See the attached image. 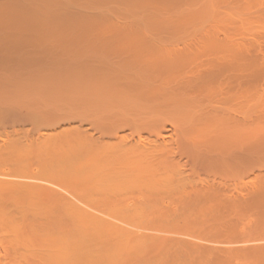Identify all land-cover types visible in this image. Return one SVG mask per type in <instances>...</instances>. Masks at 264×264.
<instances>
[{"label": "bare ground", "instance_id": "6f19581e", "mask_svg": "<svg viewBox=\"0 0 264 264\" xmlns=\"http://www.w3.org/2000/svg\"><path fill=\"white\" fill-rule=\"evenodd\" d=\"M262 2L0 0V230L11 227L17 244L29 246V264H264V178L257 180L264 162ZM74 115L91 119L95 142L74 131L59 137L47 132L43 146H31L6 130L15 133L32 121L48 127ZM33 160L45 161L47 176L120 222L142 208L152 210L153 219L159 215L156 224H170L177 215L169 209L178 206L188 208L187 214L175 209L182 224L175 217L162 225L170 229L158 223L151 230L198 239L206 230L194 226L201 211L209 226L201 225L222 228L215 227L214 236L208 229V244L144 233L148 227L138 235L128 227L125 232L110 221L116 216L101 218L74 200L54 199L49 191L31 197L28 175L10 171L27 172ZM200 175L206 178L198 181ZM246 175L254 183L240 179ZM210 176L223 180L213 178L216 186L232 181V187L227 181L221 186L233 196L249 180L247 199L227 198L221 186L207 183ZM201 181L211 188L203 182L200 190L194 187ZM205 205L208 210L200 211ZM160 207H169L172 217L163 213L169 220L160 221L163 208L155 214ZM236 211L253 216L247 231L239 233L235 220L213 225L233 212L239 221Z\"/></svg>", "mask_w": 264, "mask_h": 264}, {"label": "rangeland", "instance_id": "374dc122", "mask_svg": "<svg viewBox=\"0 0 264 264\" xmlns=\"http://www.w3.org/2000/svg\"><path fill=\"white\" fill-rule=\"evenodd\" d=\"M262 1H263V2H262ZM261 2H262V3H261V6H263V9H264V0H261ZM262 4H263V5H262ZM256 27H257V26L252 27V28H255V32H256V30L260 29L259 27H257L258 29H256ZM258 31L260 32V30H258ZM258 31H257V32H258ZM253 32H254V29H253ZM72 114H73V113H72ZM69 116H70V115H69ZM71 116H72V115H71ZM72 117H73V116H72ZM72 117H65L63 121L61 120V118H59V120H58V117H57V120H58V121H57L56 119L53 120L54 122L49 123L50 125H48V127H47V123H46V126H45V122H44V125H41L40 123L37 124V125H35V123H34L33 121H32L33 123L31 122V125H32V126L29 125V124H23V126L21 125V126H20V129H19V127H18L19 125H18V126H16V128L14 129V130H16V132H15L16 134L12 131L13 129H11V128H10V130H9V128L6 129V130H8L7 133H8L9 131H11V133H13V134L9 133V136H10V134H11L10 137H13L12 135H15V138H17V140H19V142H22V143H25V142H26V143H31V146H34V145H35V146H43V142H44V141H43L42 139H43V137H45V135L49 134L50 132L52 133V134L50 133L51 136H52V135H54V136L58 135V137H59V134H60V135H61V134H62V135H66V134H67V135H68V134H69V135H73V134H75L74 132H76V134L78 133V134L82 135L83 137H85L84 139H86V140L88 139L89 142H95L96 139H97V136H98V134H97L98 131L94 128L93 123H91V122H92V121H90L91 119H81V118L78 119V118H76L75 115H74L75 119L73 120ZM78 117H79V116H78ZM85 120H86V121H85ZM87 120H88V121H87ZM61 121H62V122H61ZM69 121H70V122H69ZM83 121H84V122H83ZM46 122H47V121H46ZM57 122H58V123H57ZM65 122H66V123H65ZM33 125H34V126H33ZM65 125H66V126H65ZM81 126H82V127H81ZM17 127H18V128H17ZM22 127H24V128H22ZM28 127H29V128H28ZM78 127H79V128H78ZM93 128H94V129H93ZM40 129H41V130H40ZM37 131H38V132H37ZM63 131H64V132H63ZM73 131H74V132H73ZM17 132H18L19 134H18ZM39 132H40V133H39ZM47 132H48V133H47ZM0 133H1V132H0ZM42 133H43V134H42ZM45 133H47V134H45ZM72 133H73V134H72ZM89 133H90V135H88ZM4 135H5V134L1 133V134H0V138H1V136H3L2 138H5ZM80 135H78V136L80 137ZM48 136H49V135H48ZM48 136H46L45 139H47V138L49 139L50 137H48ZM20 137H21L22 139H21ZM83 137H80V138L82 139ZM95 137H96V138H95ZM20 140H21V141H20ZM23 140H24V141H23ZM31 140H32V141H31ZM33 140H34V141H33ZM27 141H28V142H27ZM0 142H1V141H0ZM39 143L42 144V145H39ZM37 162H38V163H37ZM43 162H45V161H41V163H40V161H37V160H33V161H31V164H30V167H29L30 169H29L27 172H24V173H23V172H22V173H19V172L17 173V172H12V171H10L11 174H12V173H13V174L16 173V175H18V174H19V175H20V174H24V175H26V176L28 175V177L30 176L29 178L27 177V179H28V182H29L30 184H32V185L28 184L27 187H25V188H26V189H28V188L31 189V192H32V193H31V194H32L31 197H36V196H38V193H42V192L46 193L45 191H47V192H48V191H49V192H52L53 194H52V193L50 194L52 198H54V196H55L54 199H57V198H60V197H61V198H63V199H64L65 201H67V202H70V201L73 202V200H74V203L76 202L75 204L77 205V207H80V208H79L80 210H82L83 208L86 209V210H89V212H92V210H93V211H95V212H93V213L96 214L97 216L102 215L101 218L105 216L104 219H106V218L108 217L109 220H110L111 217L113 218V217L116 216V217L113 218V219L116 220V222H117L118 224H116L115 221H112V220H113V219H112V220H110V221H111L112 223L114 222L113 224H115V225H119V224L121 225V224H122V225H123V228H124V227H125V228L128 227V228L131 230V232H128V233H132V230L135 229V231L133 230V232H135V233H133V234H136V232H137V235H138V232H139V234H141V233L144 231V229H145L146 227H148V228H150V229H147V228H146L144 233H146V231L151 230V227H152V226L154 227V225L158 226V229H159L160 227H161V228H162V227H164V228L167 227L166 225H165V226H162V225L165 224L167 221H166L165 223L162 222V223H163L162 225L160 224L161 222H158L159 225H160V227H159L158 223L156 224V222H155V221H158V220H155V219H156L157 216H159V215L156 213V211L158 212V211L161 210L162 208H163V209H162L163 211L161 210V211L159 212V214H160V216H161L162 218H163L164 216H166V215H170L169 213H167V209H168L169 207H168V208H167V207H160V209H159V208H158V209H155V214H157V216L155 215V216H156L155 219H153L154 216H152V215H153L152 210H150L151 212H150V214H148V213H149V212H148L149 210H147L146 208H143L144 211L147 210V211L143 212V211H142V208H140L139 210H141V212H140V211H139V213H138L137 211H135V212H137V213L139 214V215H138L139 218L142 216L141 214L143 213L145 219H144L143 216H142V220L144 219V221H142V220L140 221V220H138V218H137V220H136V218H135V217H137V213H136V214H135L136 216H135L133 219H130L128 222H124V221L120 222L121 220L118 221V219L120 218L119 216H117V215H113L112 212L110 213V212H106V211H104V212H106V213H104V212H102V211H100V210L97 211V209L95 210L93 206H92L93 208H91V205H93V204L90 203L89 201H87V200L81 195L80 192H76V191H75L74 189H72L71 187L66 186L65 184H62V182H60V181L58 182V180H55L54 178H52V177L49 176V175L47 176V174L43 171V168H45V165H46L47 163H43ZM40 164H41V165H40ZM261 164H262L263 166L259 164V166H261V168H260V169H261V170H260L261 172H260V171H259V172H260V173H263V174H262L263 177H260V176H261V174H260L259 179L256 178L257 180H260L261 178H264V170H262V168L264 167V162L261 163ZM46 166H47V165H46ZM258 168H259V167H257V168H256L257 170H255L256 173H258V170H259ZM3 171L7 174V171L5 170V167H3ZM188 173H189V172H188ZM188 173L185 172V174H188ZM244 173L246 174V172H244ZM6 174L4 175L5 177L3 176L4 179H6V176H7ZM253 174H255V173H253ZM183 175H184V173H183ZM191 175H192V173H191L190 175H188V176H191ZM240 175H243V174H240ZM257 175H258V174H257ZM185 176H186V175H185ZM201 176L204 177V175H200V177H201ZM248 176H250V175H246L245 177L243 176L242 178H241V176H240V179H241V180H244V183H245V179H246V177H247V179H249V180L251 179V182L254 183L253 181H255V180L252 179L254 176L252 177V174H251V177H252V178H249ZM3 177H2V178H3ZM7 177H8L9 179L11 178L10 181H11L13 178H14V179H13L12 181H14L15 179H16L15 181H18L17 179H20V177L12 176V175H11V176L8 175ZM50 177H51V179H50ZM191 177H192V176H191ZM191 177H188V178L190 179ZM200 177H197V180H198V181L206 178V176H205V178H203V177L200 178ZM255 177H257L256 174H255ZM8 178H7V180H8ZM193 178L195 179L196 177L193 175ZM207 178H209V177H207ZM213 178H216V179H217L218 181H220V182H221V180H222L220 177H219V179H218L217 177H212V176H210L209 180L207 179V183H208V182H210L211 184L214 183L213 185H210V186H213V187H214L215 184L218 185L217 183H219L217 180H216V182H217V183H216V182H215V179L213 180ZM243 178H245V179H243ZM24 179H26V178L21 179V182H23ZM194 179L191 178L192 181H194ZM210 179H212V180H210ZM220 179H221V180H220ZM22 180H23V181H22ZM44 180H45V181H44ZM49 180H50V181H49ZM224 180L227 181L226 179H224ZM249 180H248V181L246 180V181H247L246 184H250V185H246V184H245V185H246V188H247V187L249 188V187L251 186V182H249ZM261 180H264V179H261ZM8 181H9V180H8ZM195 181H196V180H195ZM211 181H212V182L214 181V182L212 183ZM222 181H223V180H222ZM225 181H224L223 184L226 183ZM19 182H20V180H19ZM26 182H27V181H26ZM55 182H56V183H55ZM57 182H58V183H57ZM196 182H197V181H196ZM196 182L193 183V185H196V186H194V187H197V185H198V188H199V187L202 188L203 185H206V184L204 183L205 181H201V182H198L197 184H195ZM202 182H203V185L200 186L199 183L202 184ZM227 182H228V181H227ZM229 182H230V181H229ZM229 182L227 183V186H231V185H232V181H231V183H229ZM238 182H239V181H238ZM241 182H243V181H241ZM248 182H249V183H248ZM37 183H38V184H37ZM210 183H208V184H210ZM239 183H240V182H239ZM244 183H242V184L244 185ZM255 183H256V182H255ZM24 184H25V181H24ZM24 184H23V186H24ZM223 184L221 183L220 186H221V185L224 186ZM242 184H238V186L241 185L242 190H244L245 192L242 191V190L240 189V188H241V187H240V188H238V191L240 192V193H239L240 195H239V194L235 195V196H237L238 198H240V200L243 199V198L245 199V198L247 197L246 195H248V193H247L248 188L246 189L245 187H243ZM29 185H30V186H29ZM38 185H39V186H38ZM216 185H215L216 188H217V187L220 188V186H216ZM245 185H244V186H245ZM25 186H26V185H25ZM28 186H29V187H28ZM210 186L206 185L205 188H207V187L211 188ZM222 186H221L222 189L225 188V187H222ZM225 186H226V185H225ZM30 187H31V188H30ZM32 187H34V188H32ZM40 187H41V188H40ZM53 187H54V188H53ZM215 187H214V188H215ZM231 187H232V186H231ZM43 188H44V189L49 188V189L44 190ZM51 188H52L53 190H52ZM198 188H196V189H198ZM201 188H199V190H200ZM29 189H28V191H29ZM38 189H42V191H41V190H38ZM203 189H204V188H203ZM222 189H221V190H222ZM239 189H240V190H239ZM37 190H38V191H37ZM43 190H44V191H43ZM50 190H51V191H50ZM223 190L225 191V194L227 195V196H226L227 198H228V196H230V195H231L230 197H232L233 194H234V193H233V194L229 193V190H231L230 188H229V190H225V189H223ZM39 191H40V192H39ZM226 191H228V192L226 193ZM49 192H48V193H49ZM70 192H71V194H70ZM75 192H76V193H75ZM242 192H243V193H242ZM36 193H37V194H36ZM78 193H79V195H78ZM228 193H229L230 195H229ZM236 193H238V192H236ZM245 193H246V194H245ZM55 194H56V195H55ZM63 194H64V195H63ZM53 195H54V196H53ZM62 195H63V196H62ZM80 195H81L82 197H80ZM56 196H57V198H56ZM58 196H60V197H58ZM235 196H233L232 198H237V197H235ZM240 196H241V197H240ZM242 196H244V197H242ZM64 197H65V198L67 197V198L65 199ZM230 199H231V198H230ZM246 199H247V198H246ZM69 200H70V201H69ZM78 201H79V202H78ZM86 202H87V203H86ZM70 203H71V202H70ZM74 203H71V204L74 205ZM89 203H90V204H89ZM76 205H75V206H76ZM207 205H208V204H207ZM207 205L203 206V208H204V207H207ZM208 207L210 208L211 206L208 205ZM81 208H82V209H81ZM166 208H167V209H166ZM182 208H184V207H182ZM182 208L180 207L181 210H184V209H182ZM90 209H91V210H90ZM148 209H149V208H148ZM172 209H174L173 212L177 215V217H176L175 215H173V213H172V211H171ZM175 209H176V207H175V208L173 207V208L169 209V211H171V215H173V217L170 215V216L172 217L171 219H170V216H169V219H170V220L167 219V218H168V216H167L166 218L164 217L165 219L163 218V219L160 220V221L169 220V222H170V221L172 222L173 219H175V217H176L175 220L177 221V220H180V219H181L179 216H181V215L184 214V213H185V214L188 213V208H185L186 211L184 210L185 212L183 211V213H182V211H181L180 209H178V206H177V209H178V210L176 209L177 212L179 211V213H180V212L182 213V214H180V215H179V213L176 212ZM189 209H191V208H189ZM211 209H212V208H211ZM130 210H131L130 212H132V209H130ZM201 210H205V208H204V209H200V211H201ZM207 210H208V208H207L205 211H207ZM214 210H215V209H214ZM96 211H97V212H96ZM164 211H165V213H167L166 215H165V214L163 215ZM189 211L193 212L194 210H189ZM209 211H210V212H209ZM209 211H208V214H206V216H209L210 213H211V214L214 213V212L211 211L210 209H209ZM101 212L104 213V215H103ZM133 212H134V210H133ZM135 212H134V213H135ZM153 212H154V211H153ZM195 212H196V211H195ZM195 212H193L192 214H191V213H189V214L193 215ZM201 212H202V211H201ZM201 212H199V213L196 212V213H195L196 216H197V217L199 216L200 218H201L202 215L205 216V215H204L205 212L203 211L204 213H202V214H201ZM212 212H213V213H212ZM97 213H98L99 215H98ZM100 213H101V214H100ZM108 213L112 214L113 216H111L110 214H109V216H108ZM144 213H145V214H144ZM197 213H198V214H197ZM237 213H238V212L236 211V216H237ZM115 214H117V213H115ZM199 214H200V215H199ZM215 214H216V213H215ZM215 214H213V216H214ZM231 214L234 215L235 212H233V213H229L228 215L231 216ZM244 214H245V213H244ZM150 215H151V216H150ZM228 215L226 214V216H225L226 219H227V217H228V219H230ZM233 215L231 216V217H232V218L230 219L231 221H228V219H227V221H226L225 217H223V218H224V221H226V223H225L224 221L222 222L221 220H220V221H217V220H216L217 222L213 223V225L216 224V223L218 224V223L221 222V224L223 223L224 226H225V225L231 224L230 222H232V221L234 222V220H235V221L237 222V223L235 222L236 225L238 224L239 227L236 226V225H235V226H236V228H237V227L239 228V229L237 228V230H238V232L240 233L241 230H242V231H245L244 229H246V231H247V230H248L247 227L249 228V226H250V224H251V221H252V222L254 221L253 216H251V217L249 216V215H251L250 213H249V215H248V213H246V214H245V217H244L243 215H241V213H240V214L238 213V215H241V216H242V217H239V218H241V219H239V221H238V219H236L238 216L235 218ZM246 215H248V216H247L248 219L246 218ZM149 216L151 217L150 220H149ZM182 216H183V215H182ZM211 216H212V215H211ZM211 216H209V217H211ZM118 217H119V218H118ZM178 217H179V219H177ZM233 217H234L235 219H234ZM116 218H117V219H116ZM157 218H158V217H157ZM200 218H198V219L200 220V222H197L196 224H194V226H195V225H196V226H199V227L201 226V228H200L201 230H205V229H206L207 232H206V230H205V233H208L209 230H210V232L213 231V230L211 229V228L213 227L212 225H211L210 227H205V226H209V225H208L209 222L207 221V220H208V217H206L207 219L204 217L205 220H206L208 223H206L204 220H202L203 223H201V222H202L201 219H204V218H203V217H202L201 219H200ZM244 218L247 219V220H250V221H247V220H246V222H245ZM250 218H251V219H250ZM120 219H121V218H120ZM198 219H196V220H198ZM210 219H212V217L209 218V220H210ZM213 219H214V218H213ZM213 219H212V220H213ZM242 219H243V220H242ZM109 220H108V221H109ZM146 220H147V221H146ZM148 220H149L150 222H151V220H152V221L154 220V221L152 222V224H150V222H149ZM175 220H174L173 222H175ZM212 220H210V222H214V220H213V221H212ZM222 220H223V219H222ZM145 221H146V222H145ZM241 221H242V223H241ZM119 222H120V223H119ZM171 222H170V224L167 222V224H169V226H170V225H171ZM173 222H172V223H173ZM177 222H178V223L181 222L180 224H182V223H183V220H182V221L180 220V221H177ZM233 222H232V224H233ZM239 222H240V223H239ZM243 222H244V223H243ZM249 222H250V224H249ZM126 223H127V224L129 223V224L127 225ZM154 223H155V224H154ZM198 223H199V224H198ZM205 223H206L207 225H206ZM125 224H126L127 226H126ZM201 224H205V226H204V225H201ZM210 224H212V223H210ZM217 224H216V225H217ZM223 224H222V225H223ZM244 224H245V226H244ZM136 225H137V226H136ZM222 225H220V226H222ZM242 225H243V226H242ZM246 225H247V226H246ZM248 225H249V226H248ZM169 226H168V227H169ZM202 226H203L204 228H203ZM214 226H215V225H214ZM120 227L122 228V226H120ZM153 227H152V228H153ZM168 227H167V228H168ZM215 227H216V226H215ZM215 227H214L213 234L211 233V234H212V235H211V234L209 233L208 236H207V234H205L203 231H201V230L199 229L203 234H205V236H204L203 234H200L201 236H198V237H200V238H198V239H197L196 234H193L192 236H189V235H185V234H183L185 237H182L183 235H177V234H176V235H177V236H176L173 232H172V233L170 232V233L173 234V236H176V237L186 238V236H188V237L186 238L187 240L192 238L194 241L197 240V241H196V242H198L197 244H201V242L206 243L207 240H210L211 236H214V234H215L214 232H215V230H216L217 227H218V228H217L218 230L222 228V227L219 228V225H217L216 228H215ZM240 227H241V228H240ZM250 227H251V226H250ZM4 228H7V230H6V229H3V228H2L3 230H0V231H2L1 234H0V264H11V263H14V261H12V259H13V260H18V259L21 260V259H22V254H23V256H24V258L22 259V261H24V260H26V261L29 260L32 256L29 255V257H28V255L26 256L25 253H24V251H25V252H28V251H29V250L26 251L27 248H29V246L25 248V245H22V247H20V246H19L20 244H19V243H18L19 245L17 244L18 241H17V240H14L15 238H13V233L10 234L11 232H9V230H10L9 228H11V227H4ZM128 228L126 229L125 232L128 231ZM139 228H140V230H139ZM141 228H142L143 230H142ZM154 228H155V227H154ZM167 228H166V229H167ZM136 229H137L138 231H136ZM168 229H170V228H168ZM172 229H173V228H172ZM208 229H209V230H208ZM4 230H5V231H4ZM130 230H129V231H130ZM141 230H142V231H141ZM164 230H165V229H164ZM239 230H240V231H239ZM6 231H7V232H6ZM151 231L153 232V234L157 231L155 234L158 235L159 232H160L161 230H160V231H159V230H156V231L151 230ZM151 231H150V232H151ZM158 231H159V232H158ZM169 231H171V230H169ZM242 231H241V232H242ZM8 232H9V233H8ZM150 232H147V233H150ZM190 232H191V231H189V232L187 231V233H190ZM196 232H197V231H196ZM196 232H195V233H196ZM165 233H166V230H165ZM167 233H169V232H167ZM167 233L164 234L163 231L160 232V234H162V235H167ZM192 233H194V232H192ZM192 233H190V234H192ZM198 233H200V232H198ZM198 233H197V235H199ZM8 234L12 235V237H10V235H9V238H8ZM171 234H168L167 237H168L169 235H171ZM241 234L243 235V233H241ZM244 234H245V232H244ZM3 235H4V236H3ZM162 235H161V236H162ZM194 235H195V237H194ZM209 235H211V236H209ZM202 236H203L204 238H203ZM170 237H172V235H171ZM11 238H13V242H12V240H10ZM195 238H196V239H195ZM206 238H207V239H206ZM216 238H217V237H216ZM202 239H205V240L202 241ZM217 239H218V238H217ZM16 241H17V242H16ZM196 242H195V243H196ZM199 242H200V243H199ZM14 243H15V246H16V247L18 246V247L21 248V249H19L18 247H17V248H14V249H16V251L14 250V252H13ZM208 243H209V241H207V244H208ZM210 243L213 244L212 241H211ZM214 244H215V243H214ZM3 246H4V247H3ZM23 246H24V247H23ZM26 246H27V245H26ZM24 248H25V249H24ZM17 249H18V251H19V250H20V251L18 252ZM22 249H23V250H22ZM21 250L23 251L22 254H20ZM16 252H17V253H16ZM14 253H15L17 256H19V257H18V258L15 257L16 255H15ZM18 253H19L20 255H19ZM28 254H31V255H32V253H30V252H29ZM13 255H14V257H15L16 259H14V257H12ZM20 256H21V257H20ZM26 257L29 258V259H25ZM11 258H12V259H11ZM32 258H33V257H32ZM32 258H31V259H32ZM1 259H3V260H1ZM1 261H2V263H1ZM22 261H20V263H21ZM26 261H24V262L26 263ZM7 262H8V263H7ZM17 262H18V261H17ZM17 262H15V263L17 264ZM237 262H238V263H237ZM240 262H242V261H240V260H239V261H236L237 264H244V263H240ZM15 263H14V264H15ZM25 263H24V264H25ZM29 263H30V260H29V262H28L27 264H29ZM31 263H32V260H31ZM21 264H23V263H21ZM234 264H235V263H234Z\"/></svg>", "mask_w": 264, "mask_h": 264}]
</instances>
